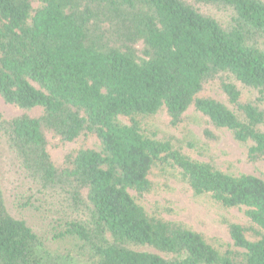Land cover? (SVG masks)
Returning a JSON list of instances; mask_svg holds the SVG:
<instances>
[{
	"label": "trees",
	"instance_id": "1",
	"mask_svg": "<svg viewBox=\"0 0 264 264\" xmlns=\"http://www.w3.org/2000/svg\"><path fill=\"white\" fill-rule=\"evenodd\" d=\"M0 96L24 110L0 112L33 185L20 206L42 204L56 236L75 241L52 251L0 187V264H264V178L194 160L139 120L163 112L181 129L192 110L228 129L244 162L264 161V0H0ZM156 166L242 213L226 226L232 245L145 212L128 190L150 192Z\"/></svg>",
	"mask_w": 264,
	"mask_h": 264
},
{
	"label": "rangeland",
	"instance_id": "2",
	"mask_svg": "<svg viewBox=\"0 0 264 264\" xmlns=\"http://www.w3.org/2000/svg\"><path fill=\"white\" fill-rule=\"evenodd\" d=\"M217 97L224 101V95L217 89ZM38 108L26 111L34 114ZM0 112L5 118L13 117L24 112L16 105L6 103L0 96ZM186 121L181 129H172L167 125V116L162 112L154 117L140 118V127L143 134L156 139L169 140L174 148L179 149L190 158L209 162L219 170L232 174H251L264 178V161L248 164L243 161L246 148L232 137L226 128H215L207 123L205 117L190 110L186 113ZM204 128L214 130L219 140L216 144L207 143L202 135ZM69 144L65 148L55 151L57 161H61L64 153L73 147ZM88 143L98 148L94 138ZM153 189L138 195L134 190L128 192L149 215L156 214L165 219L180 221L190 229L202 232L207 237L221 242L222 245H232L226 226L228 222L246 223V218L237 208H224L209 194L193 196L182 190L181 173L179 169L170 166H156L151 176ZM30 185V188H28ZM18 169L13 154L8 150L5 142L0 138V187L5 206L15 218L24 219L37 230L48 247L55 252H72L74 240L72 238H58L52 225V218L46 216L42 204L35 206H20L25 201L29 190L33 187ZM34 199V198H33ZM35 201V200H34ZM35 203V202H33ZM39 207V208H38Z\"/></svg>",
	"mask_w": 264,
	"mask_h": 264
}]
</instances>
